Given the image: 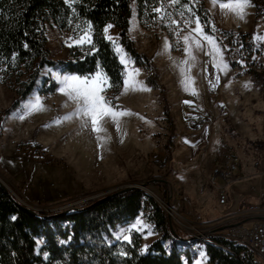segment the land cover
<instances>
[{
	"label": "rangeland",
	"instance_id": "1",
	"mask_svg": "<svg viewBox=\"0 0 264 264\" xmlns=\"http://www.w3.org/2000/svg\"><path fill=\"white\" fill-rule=\"evenodd\" d=\"M203 2L215 26L251 32L264 43V34L259 31L264 28V19L255 18L251 1L243 19L221 7L235 0ZM196 21L195 16H172L169 38L163 29H142L131 2L128 36L155 68L164 91L167 118L157 90L143 82L145 72L132 66L117 43L116 28L111 25L105 33L110 24L103 32L123 66V80L113 98L107 91L108 82L101 85V95L111 101L115 111L125 113L117 117L118 125L107 115L98 122L99 130L93 132L91 120L77 113V102L60 92L63 85L57 78L67 73L59 68L41 72L56 82L52 93L39 94L36 86L7 113L4 110L13 92L0 85V182L12 191V197L37 208L35 211H54L71 202L98 198L116 186L144 183L143 189L152 194L167 220L164 245L171 244L176 230L180 238H186L180 239L179 248L187 245L189 264H209L204 242L213 232L209 226L215 220L209 219L207 212L216 201V192L208 176L226 151L241 150L250 165L256 160L250 143L239 138L237 128L248 105L264 106V82L247 74L233 77V70L228 66L224 69L226 60L218 41L203 32L212 38L209 42L195 31ZM45 36L49 57L62 59L70 46L89 43L79 41L90 33L72 35L47 25ZM98 72L105 76L98 68L92 75L79 77H94ZM142 86L150 91L142 90ZM248 198L258 203V195L249 194ZM145 214L140 211L128 224L116 227L113 236L121 240L130 229L128 238L131 231L138 232L140 245L159 237L161 233L153 229Z\"/></svg>",
	"mask_w": 264,
	"mask_h": 264
},
{
	"label": "trees",
	"instance_id": "2",
	"mask_svg": "<svg viewBox=\"0 0 264 264\" xmlns=\"http://www.w3.org/2000/svg\"><path fill=\"white\" fill-rule=\"evenodd\" d=\"M250 1L255 18L264 19V0ZM131 2L142 29L160 28L169 38L172 16H195L204 26L203 32L218 41L233 77L247 74L264 82V43L251 32L215 26L203 0H0V85L13 92L4 112L17 108L36 86L39 94L55 90L56 82L41 76L44 68H59L62 73L77 76L92 75L99 68L113 98L122 85L123 66L104 36L103 29L110 24L116 28L117 43L132 66L145 72L143 82L157 90L167 118L164 91L155 68L128 36ZM47 25L72 35L89 31L91 43L72 45L66 58L52 59L46 47ZM252 144L263 146L259 141ZM140 211H146V220L161 233L144 248L138 232L131 231L128 240L113 236L116 227L128 224ZM166 224L159 205L136 187L105 199L100 196L71 210L29 211L0 185V264H189L187 245L179 248L180 239L186 238H180L176 230L171 244L164 245ZM38 240L43 243L38 245ZM215 240L217 245L204 242L209 264H254L250 252L242 246Z\"/></svg>",
	"mask_w": 264,
	"mask_h": 264
},
{
	"label": "built area",
	"instance_id": "3",
	"mask_svg": "<svg viewBox=\"0 0 264 264\" xmlns=\"http://www.w3.org/2000/svg\"><path fill=\"white\" fill-rule=\"evenodd\" d=\"M238 164V156L229 152L217 160L210 170L208 181L215 189L216 202L219 205L226 204L225 185L235 180L234 172ZM253 165L256 166L257 162L254 161ZM263 196L264 187H261L256 205L241 201L232 214L215 220L212 226H209L213 232L205 241L217 245L215 239L219 238L242 246L250 252L254 264H264V206L261 201Z\"/></svg>",
	"mask_w": 264,
	"mask_h": 264
},
{
	"label": "crops",
	"instance_id": "4",
	"mask_svg": "<svg viewBox=\"0 0 264 264\" xmlns=\"http://www.w3.org/2000/svg\"><path fill=\"white\" fill-rule=\"evenodd\" d=\"M251 9L253 11V5ZM259 31H262L264 34V28ZM246 110L247 111L244 112L245 114L242 116V122L237 128V133L239 138L250 143V151L257 155L255 160L257 165H250L248 162L244 161L241 150H238L236 153H234L239 158L238 167L234 172L235 180L225 185L227 195L226 204L219 205L215 201L213 207L208 210L207 214L209 219L212 220H217L221 217L232 214L240 203V201H238L240 197H242V201L256 205L257 203L249 202L248 196L249 194L258 195L259 189L264 187V106L259 109L256 106L254 107L252 105H248ZM256 141L263 143V146L253 145L252 142ZM229 152L231 151L224 152L223 156ZM221 158H218L217 160ZM142 243L143 242L141 241V247L144 248L147 243Z\"/></svg>",
	"mask_w": 264,
	"mask_h": 264
},
{
	"label": "snow or ice",
	"instance_id": "5",
	"mask_svg": "<svg viewBox=\"0 0 264 264\" xmlns=\"http://www.w3.org/2000/svg\"><path fill=\"white\" fill-rule=\"evenodd\" d=\"M67 2L68 0H66V3ZM212 2L215 4L216 0H212ZM248 6H250V0H235V2L232 4H221V7L233 10L240 19L244 18V9ZM196 24L197 27L195 31L203 35L204 39L211 42L212 38L210 36L203 34L204 26L201 25L199 20L196 21ZM110 27L111 25H109L108 28H105L104 30L105 33L108 32ZM185 39H187V37ZM84 41L91 43L90 37L88 36H82L80 38L79 43H82ZM25 47L27 48V45H25ZM14 61H15V57L13 58V62ZM223 68L224 69L227 68L226 63L223 64ZM57 79H58V83L63 85V87L60 88V92L67 94L69 100L77 102L78 104L77 113L91 120L93 132H97L99 130L98 122L102 120L105 116L110 115L118 125L119 121L117 120V117L118 116L122 117L125 115V113L122 111L121 112L115 111L112 107L111 101L105 99V97L101 95V92L103 91L101 85L107 82V78L103 76V74L98 72L94 77H84V78H81L73 74H66L63 75L62 78H57ZM89 84L91 86H89ZM133 90L135 89L133 88ZM142 90L150 91V89L143 88V86H142ZM32 107H37V104H33ZM185 142L187 143L188 141L186 140ZM137 227H139V224L137 225ZM127 231H130V229L125 230V235L120 237L121 240L129 239L126 234ZM151 234L152 233L149 232V235ZM40 243H43V241H40ZM144 251H147V249H145ZM141 254H143V251ZM45 258L47 259V256Z\"/></svg>",
	"mask_w": 264,
	"mask_h": 264
},
{
	"label": "water",
	"instance_id": "6",
	"mask_svg": "<svg viewBox=\"0 0 264 264\" xmlns=\"http://www.w3.org/2000/svg\"><path fill=\"white\" fill-rule=\"evenodd\" d=\"M0 185L2 186V188L4 189L5 193L10 196V197H15V195L12 193V191H10V189L6 186H4L1 182H0ZM143 185L144 183H141L139 186L137 185H127V186H116V187H113V188H110L108 190H106L105 192L97 195V196H101V199H105L119 191H121L122 189H125V188H128V187H136V188H139L141 189L142 191H145L143 189ZM146 192V191H145ZM147 193V192H146ZM149 196H151V194L147 193ZM152 197V196H151ZM93 198V197H92ZM92 198H85V199H82V200H79V201H76V202H71L69 204H66L64 206H62V208L64 209H67V210H71V209H74L76 208L77 204H81L83 203L84 201L86 200H89V199H92ZM16 199L18 200V204L21 205L23 208L29 210V211H35V210H38L37 208L33 207V206H30V205H27L25 203H23V201H21L20 199H18L16 197ZM40 210V209H39ZM169 225L171 226V224L169 223Z\"/></svg>",
	"mask_w": 264,
	"mask_h": 264
},
{
	"label": "bare ground",
	"instance_id": "7",
	"mask_svg": "<svg viewBox=\"0 0 264 264\" xmlns=\"http://www.w3.org/2000/svg\"><path fill=\"white\" fill-rule=\"evenodd\" d=\"M145 190V189H144ZM146 191V190H145ZM147 192V191H146ZM148 193V192H147ZM150 194V193H149ZM152 195V194H151Z\"/></svg>",
	"mask_w": 264,
	"mask_h": 264
}]
</instances>
